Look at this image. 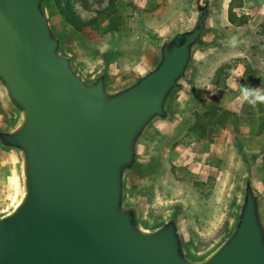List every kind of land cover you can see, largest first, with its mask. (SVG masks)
<instances>
[{
	"label": "water",
	"instance_id": "95a60500",
	"mask_svg": "<svg viewBox=\"0 0 264 264\" xmlns=\"http://www.w3.org/2000/svg\"><path fill=\"white\" fill-rule=\"evenodd\" d=\"M219 2L185 0L125 64L115 43L90 61L54 0H0V264H264V146L238 150L206 232L150 173L207 61L240 46Z\"/></svg>",
	"mask_w": 264,
	"mask_h": 264
},
{
	"label": "rangeland",
	"instance_id": "374dc122",
	"mask_svg": "<svg viewBox=\"0 0 264 264\" xmlns=\"http://www.w3.org/2000/svg\"><path fill=\"white\" fill-rule=\"evenodd\" d=\"M71 1L82 31L77 33L68 27L89 60L93 61L106 45L115 43L127 64L141 49L142 30L163 22L185 0H117L123 17L119 33H109L107 23L97 21V12L106 8L109 0ZM261 25L264 0H220L216 31L224 39H239L240 46L207 61L194 100L185 108V124L173 136L163 138L154 150L150 173L160 185L162 198H184L204 232L216 225L223 211L238 150L264 146V133L255 135L258 118L264 115V103L253 106L241 94L245 87L259 88L264 94ZM221 66L226 72L217 76ZM212 103L232 116L212 141H201L190 128L195 115Z\"/></svg>",
	"mask_w": 264,
	"mask_h": 264
},
{
	"label": "trees",
	"instance_id": "16d2710c",
	"mask_svg": "<svg viewBox=\"0 0 264 264\" xmlns=\"http://www.w3.org/2000/svg\"><path fill=\"white\" fill-rule=\"evenodd\" d=\"M54 7L57 13L63 18L64 23L71 27L73 31L80 33L81 25L73 12V3L71 0H54ZM232 8L233 6L230 5ZM66 13L67 17H63ZM122 15L117 8V0H109L106 8L97 12V21L107 23V31L109 33H119L122 23ZM260 34L264 36V25H261ZM226 72L223 66L219 67L216 75L222 76ZM232 114L216 104H209L202 113L195 115L194 123L190 128V132L201 141H212L218 132L227 123ZM264 133V115L258 118L256 136ZM173 172V170H172Z\"/></svg>",
	"mask_w": 264,
	"mask_h": 264
},
{
	"label": "clouds",
	"instance_id": "9594fccd",
	"mask_svg": "<svg viewBox=\"0 0 264 264\" xmlns=\"http://www.w3.org/2000/svg\"><path fill=\"white\" fill-rule=\"evenodd\" d=\"M233 43H235V40H233ZM242 96L244 100L251 103L253 106H255L256 103H264V94H261V90L259 88H247L245 87L242 89Z\"/></svg>",
	"mask_w": 264,
	"mask_h": 264
}]
</instances>
